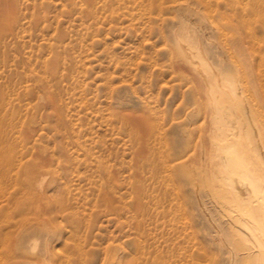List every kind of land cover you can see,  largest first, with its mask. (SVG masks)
I'll list each match as a JSON object with an SVG mask.
<instances>
[{"label": "rangeland", "instance_id": "1", "mask_svg": "<svg viewBox=\"0 0 264 264\" xmlns=\"http://www.w3.org/2000/svg\"><path fill=\"white\" fill-rule=\"evenodd\" d=\"M188 36L264 129V0H0V264H264L207 189Z\"/></svg>", "mask_w": 264, "mask_h": 264}, {"label": "bare ground", "instance_id": "2", "mask_svg": "<svg viewBox=\"0 0 264 264\" xmlns=\"http://www.w3.org/2000/svg\"><path fill=\"white\" fill-rule=\"evenodd\" d=\"M203 36L205 37L206 34ZM207 38L205 40L209 42ZM204 41L188 36L183 40L181 38L180 43L184 58L205 81L202 80L206 85L209 99L208 117L211 121V132L210 137L209 134L207 136L211 143L209 144L211 150H209L210 154H207L209 156L207 160H210L208 163L211 165L209 164L210 172L208 171L207 175H210L209 177L213 179L210 181L216 182L217 185H210L207 189L214 192L215 198L221 196L220 199L214 198L217 200L214 204L219 206L220 214L227 218L226 223L229 225L232 241L238 242L248 257H254L257 262H264V129L258 121H255L256 117L253 118L254 113H251L248 104L242 99L240 101L243 93L239 83L225 71L217 69L216 62L212 61L210 53L205 48L206 45L204 46ZM204 168L202 170L208 166ZM201 173L207 183L210 178L205 175V171ZM44 181H39L41 182L40 192H42ZM42 193L37 194L39 199L44 198L45 195ZM49 209L53 210L51 207ZM233 242H226L225 247L235 254L234 247L238 244L235 246L236 243ZM52 246L48 242L45 244L44 257L52 254Z\"/></svg>", "mask_w": 264, "mask_h": 264}]
</instances>
